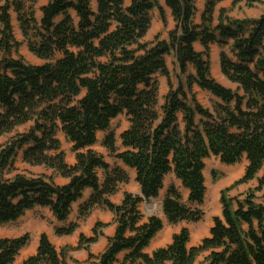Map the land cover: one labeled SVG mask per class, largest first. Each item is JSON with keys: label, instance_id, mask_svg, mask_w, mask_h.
Here are the masks:
<instances>
[{"label": "trees", "instance_id": "obj_1", "mask_svg": "<svg viewBox=\"0 0 264 264\" xmlns=\"http://www.w3.org/2000/svg\"><path fill=\"white\" fill-rule=\"evenodd\" d=\"M34 1V0H33ZM48 0L36 18L27 0H0V137L29 126L0 148V225L16 222L37 208L49 209L60 223L68 221L73 205H80L78 221L99 207L113 213L115 235L102 253H90L97 242L98 222L92 236L81 235L77 247L58 252L47 234L40 236L35 255L22 264H68L72 251H88L77 264H264V12L256 19L234 20L221 10V0H205L201 24H195L196 0H165L175 27L168 40L145 41L151 13L167 16L157 0ZM15 14L29 51L42 61L27 63L18 55L23 43L14 34ZM199 42L203 52L195 50ZM213 45L220 53L223 76L236 88H227L210 73ZM174 54L179 69L174 88L165 58ZM192 66L195 75H189ZM157 76L170 88L161 104ZM186 77V84L181 80ZM216 99L204 108L193 88ZM125 115L128 129L120 135L121 147L110 132L111 123ZM62 132L72 143L75 164L65 161ZM108 133L103 146L121 166L112 167L91 148L99 133ZM31 167L52 170V176H28L15 165L18 158ZM226 166L244 158L243 176L221 191V216L214 217L209 236L189 248L190 230L183 227L172 242L152 254L145 250L163 230L158 216L143 221L140 206L158 199L165 178L174 174L188 191L185 203L172 186L163 200L170 225L197 224L206 196L207 159ZM123 167L135 171L141 195L124 193L116 205L109 199L129 182ZM99 170L104 172L101 182ZM56 176L68 183L57 185ZM215 180L216 172L212 173ZM257 181L244 194L229 193ZM261 194L259 197L258 195ZM78 223L56 227V236H72ZM31 241L29 233L0 239V264H15Z\"/></svg>", "mask_w": 264, "mask_h": 264}, {"label": "rangeland", "instance_id": "obj_2", "mask_svg": "<svg viewBox=\"0 0 264 264\" xmlns=\"http://www.w3.org/2000/svg\"><path fill=\"white\" fill-rule=\"evenodd\" d=\"M48 0H27L28 7L33 8L36 14V18L38 20L41 19V12L40 8L46 5ZM200 5V4H199ZM91 6L93 11H96L97 8V1L91 0ZM196 7H197V0H196ZM204 6H200L197 8V13L195 17V24H201V16L204 10ZM226 11V15L234 20H241V19H256L259 18L262 13L264 12V0H221L215 12V18L219 16L221 10ZM13 26H14V34L17 41L23 43L20 47L18 55L21 56L27 63L40 65L42 61L34 56L28 49L27 44L24 42L23 36L20 32L19 25L17 22L16 15L13 14ZM152 25L151 29L145 38L147 42H153L156 39L160 40H168L169 33L174 29L175 24L172 17H167V23L164 24L161 21L160 15L158 10H154L151 13ZM195 50L197 52H203L202 45L197 42L195 44ZM225 50L228 51V48H222L218 45H213L211 47L210 52V73L211 76L218 81L220 84L227 88L236 87L231 84L222 74L220 68V53ZM166 65L171 74V80L173 83L174 88L178 86V79L177 76L179 74V69L176 64V59L174 54H171L165 58ZM188 74L195 75L194 68L192 66L188 69ZM182 82L186 84V77L182 76ZM157 81L159 83V98L161 104L164 103V97L169 92L170 88L168 87L167 79L164 76H157ZM194 94L198 102L206 109H212L216 99L211 96L208 92L200 90L197 86L193 88ZM129 127L128 119L125 115H122L111 123L110 132H113L116 136V145L118 148L121 147V140L120 135L125 132ZM29 126L23 127L18 129L17 131L11 134H5L0 137V148H2L7 142H9L14 136L17 134L24 133L28 130ZM108 133H99L97 136V144L93 146L91 149L101 155L105 161L114 167L116 164L121 166L120 163H116V161L111 157L108 150L103 146V139ZM58 139L61 142L62 151L65 153V161L68 164L75 163V153L72 151V143L65 137L62 132H59L57 135ZM206 169L204 172L205 175V185H206V196L203 205L200 209L204 213V218L200 223L197 224H187L181 223L178 225H170L166 217L163 213V200L167 195V192L170 187H176L183 197V201L187 203L188 201V191L184 190L181 186V182L178 181L174 174H169L164 181V188L160 193L158 199H153L150 201L143 202L140 206V211L143 215V221H147L150 216H158L164 222L163 230L157 235L156 239L153 241L159 243V245H167L171 243L172 237L175 233L179 232L183 227H187L190 230L191 241L189 243V247L198 246L202 239L209 236L210 229L213 226V219L214 217H219L222 214V206L220 204V196L221 191L233 184L234 181L240 179L245 171L247 160L244 158L240 163L234 166H226L220 162V160L216 157H211L205 161ZM17 169L28 176H38L42 173L48 172V170L44 167H38L33 169V167L25 164L21 157L15 163ZM216 172L218 174L217 180H215L212 176V173ZM129 175V182L126 184H122L120 187V191L126 190L128 193L137 195L140 192L139 185L135 181V172L128 170ZM264 174V169L258 175V177H262ZM104 172L99 170L98 176L101 182L104 180ZM257 186V181H253L248 185H242L237 189L231 191L229 193L230 197H236L238 195L244 194L247 192L248 189L254 188ZM259 197L261 194L258 195ZM87 197V194H86ZM77 207V206H76ZM51 228V218L50 214H48L47 209L37 208L31 212H28L23 218L20 220L0 225V239L2 238H17L21 237L26 233L31 235V238L39 232L42 228ZM82 234L87 236L92 235V230L90 228H86V226H82L81 228ZM33 238L31 239L30 243H32ZM153 243V242H152ZM153 246H151L152 249ZM104 249H100L97 255L102 253ZM21 256V254H20ZM19 256V257H20ZM125 254H121L119 256L118 262L115 264H121L124 259ZM21 258V257H20ZM20 258H17L16 264L20 262ZM204 255H201L195 264H203ZM68 264H75V261L71 258H67Z\"/></svg>", "mask_w": 264, "mask_h": 264}, {"label": "crops", "instance_id": "obj_3", "mask_svg": "<svg viewBox=\"0 0 264 264\" xmlns=\"http://www.w3.org/2000/svg\"><path fill=\"white\" fill-rule=\"evenodd\" d=\"M157 1L163 7V9L165 10L166 16L170 17L171 16V11L166 7L165 0H157ZM200 6H204L203 8L205 9V0H197V8H199ZM203 13H204V10H203L202 14ZM74 164L75 163H72V164H69V165H74ZM247 164H248V162H247ZM36 168H38V167H33V169H36ZM123 168L126 171L130 170V169L126 168V167H123ZM130 171H133V170H130ZM133 172H135V171H133ZM52 174H53V171L52 170H48V172L42 173L41 175L52 176ZM54 181H55V183L57 185H60V186H64V185H66L68 183L67 179L59 177V176H56L54 178ZM126 192H127L126 190H123V191L119 190V192L116 195L111 196L109 199L111 200L112 203H114L116 205H119L122 202V200H123L124 193H126ZM86 194H87V197H86ZM91 194H92V190L91 189H87L85 191L83 199L73 205L72 213H71L68 221L65 222V223L58 222L55 219V217L52 215L50 210L47 209L48 210V214H50V218H51V228L50 229H48L46 227L42 228L41 230H39V232H37L32 237L33 238L32 243H29V245L25 249H23L21 251V253H20L21 256L19 255L21 258L19 256L17 257V258H20V262L18 264H22L26 259H28L29 257H31V256L36 254L38 246H39V241H40L41 234H43V233L47 234L50 242L55 246L56 250L58 252H61L62 249L66 248V247H74L75 248V247L78 246L79 238L82 235V232H81L82 226L85 225L86 228H90L91 230H93V228L95 227V225L98 222H101V223H103V224H105L107 226L99 229V233H101V235L99 236V238H98L96 243L90 245V253H92L93 255H97L98 252L100 251V249H105L106 246L109 243V239L112 238L115 235V232H116V225L113 222V220H114L113 213L108 211V210H106V209L97 207L91 212L90 216L86 220L78 221L79 207H80L81 204H83L84 202H86L89 199ZM70 223H78V225H79L77 231L72 236L59 237V236L55 235L54 230H55L56 227H65V226L69 225ZM177 233H179V232H177ZM83 235H85V234H83ZM85 236H87V235H85ZM87 237H90V236H87ZM170 244L171 243H168L167 245H159V243H156V242L153 241V243H151V245L145 250V252L147 254H152L157 249L165 248V247H167ZM151 246H153L152 249H151ZM192 247H196V246H192ZM192 247H189V248H192ZM88 254H89L88 251H86L84 249H80V250H76V251L70 252L68 258L73 259L75 261V264L84 263V262H86L88 260ZM123 254H125V253H123ZM205 256L206 255H204V257ZM15 264H16V262H15Z\"/></svg>", "mask_w": 264, "mask_h": 264}, {"label": "water", "instance_id": "obj_4", "mask_svg": "<svg viewBox=\"0 0 264 264\" xmlns=\"http://www.w3.org/2000/svg\"><path fill=\"white\" fill-rule=\"evenodd\" d=\"M141 194V192H139V195ZM164 213V212H163Z\"/></svg>", "mask_w": 264, "mask_h": 264}]
</instances>
